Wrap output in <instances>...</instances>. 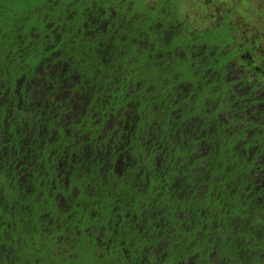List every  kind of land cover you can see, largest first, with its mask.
Returning <instances> with one entry per match:
<instances>
[{
	"label": "trees",
	"instance_id": "1",
	"mask_svg": "<svg viewBox=\"0 0 264 264\" xmlns=\"http://www.w3.org/2000/svg\"><path fill=\"white\" fill-rule=\"evenodd\" d=\"M177 9L0 0V264H264V30Z\"/></svg>",
	"mask_w": 264,
	"mask_h": 264
},
{
	"label": "rangeland",
	"instance_id": "2",
	"mask_svg": "<svg viewBox=\"0 0 264 264\" xmlns=\"http://www.w3.org/2000/svg\"><path fill=\"white\" fill-rule=\"evenodd\" d=\"M181 19H186L192 26L198 20L202 21V28H208L213 22L221 17L222 12L228 9L232 18V25L237 26V31H246L245 35L252 38L264 30V0H252L253 7L250 8V0H177ZM149 4L155 3V0H148ZM173 3H169L171 8ZM200 28V26H196ZM193 26V28H196ZM264 45V39L261 41ZM119 112L117 111L116 114ZM135 127V122L132 124Z\"/></svg>",
	"mask_w": 264,
	"mask_h": 264
},
{
	"label": "flooded vegetation",
	"instance_id": "3",
	"mask_svg": "<svg viewBox=\"0 0 264 264\" xmlns=\"http://www.w3.org/2000/svg\"><path fill=\"white\" fill-rule=\"evenodd\" d=\"M139 264H142V261H140V263Z\"/></svg>",
	"mask_w": 264,
	"mask_h": 264
}]
</instances>
